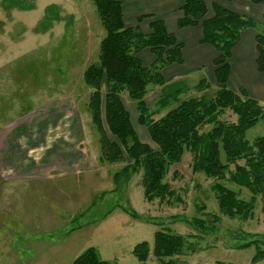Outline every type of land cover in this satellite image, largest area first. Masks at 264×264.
Listing matches in <instances>:
<instances>
[{"label":"rangeland","instance_id":"rangeland-1","mask_svg":"<svg viewBox=\"0 0 264 264\" xmlns=\"http://www.w3.org/2000/svg\"><path fill=\"white\" fill-rule=\"evenodd\" d=\"M33 3L32 10L24 11L4 10L0 5V264H71L89 247L112 264H137L133 247L143 241L151 246L154 232L160 229L197 236L190 239L195 252L175 257L180 262L252 264L253 247L240 245L250 235H264L261 199L257 198L252 218L223 215L215 183L238 192L244 201L250 193L194 171L190 152L172 164L164 177L170 198L146 202L141 173L129 182H113V173L123 163L99 159V136L87 108L92 90L83 82L84 69L97 61L105 36L95 7L91 0ZM50 4L57 6L61 18L42 31L44 9ZM180 7L177 12L182 17ZM148 18L155 20L152 15ZM256 22V36L264 34V16ZM200 78L196 72L177 80L189 89L181 99L202 95L194 90ZM211 82L207 98L217 89ZM159 95L158 86H148L144 100L152 112ZM121 99L141 142L158 150L146 128L137 123L135 104L126 92ZM259 103L264 107V100ZM172 106L155 112L152 119H159ZM101 113L104 132L115 141L103 107ZM220 119L235 122L236 116L226 111ZM261 135V120L246 132L250 142ZM121 208L136 211L142 219H132ZM156 262L150 254L147 263Z\"/></svg>","mask_w":264,"mask_h":264},{"label":"trees","instance_id":"trees-1","mask_svg":"<svg viewBox=\"0 0 264 264\" xmlns=\"http://www.w3.org/2000/svg\"><path fill=\"white\" fill-rule=\"evenodd\" d=\"M249 1L264 5V0ZM33 2L0 0V5L4 10L17 8L24 11L32 10ZM91 2L105 36L99 45L97 61L84 69L83 82L92 90L87 108L99 136V159L108 164L123 163L113 173V182L116 185L129 182L134 175L141 173L146 202L170 198L173 195L169 185L163 182L164 177L172 164L178 163L185 152H190L194 171L218 181L230 182L250 193V198L244 201L239 198L238 192L215 183L220 213L229 218H252L257 198L261 199L264 213V135L252 142L246 138L248 130L259 120L264 121V107L244 90L236 92L228 86L232 49L237 45L241 31L247 28L256 30V20L227 10L217 3L210 5L209 14V8L202 0H182V17L177 20V28L201 27L200 43L212 46L217 53L212 61L217 89L207 98L205 92L211 86L202 75L194 86V90L202 95L181 99L189 91L187 85L181 81L167 83L160 73L166 66L182 64L183 48L167 31L163 21H151L150 32L144 34L137 26L125 27L122 4L118 0ZM60 18L57 6L50 4L44 9L39 28L46 31L53 21ZM255 39L256 68L264 73V34L257 33ZM143 49H148L155 57L149 67H145L137 56ZM150 85L158 86L160 93L155 112L173 104L157 120L152 119L155 112L146 106L144 100ZM123 92L135 104L137 123L146 128L158 150L141 142L122 102ZM102 107L105 124L115 141H110L104 132ZM226 111L236 116L235 122L220 119ZM206 126L210 127L209 131L200 132ZM241 160H244L243 165L238 164ZM231 166L233 169H230ZM121 211L132 219H142L136 211L125 208H121ZM146 222L150 223L149 220ZM150 224L156 223L152 221ZM196 237L183 236L170 230H156L152 245L146 241L140 242L133 247L132 254L137 264H148L150 254L157 259L155 264H186L175 257L195 252L190 239ZM240 247H253L252 264L264 260V235H250ZM71 264L112 263L102 260L97 250L89 247L79 253Z\"/></svg>","mask_w":264,"mask_h":264},{"label":"crops","instance_id":"crops-1","mask_svg":"<svg viewBox=\"0 0 264 264\" xmlns=\"http://www.w3.org/2000/svg\"><path fill=\"white\" fill-rule=\"evenodd\" d=\"M118 1L122 4L125 27L137 26L142 33L148 34L149 23L154 20L148 18V15H152L155 19L163 21L167 31L183 45L182 64H171L160 71L167 83L192 77L193 73L197 72L205 76L212 86L211 81H215L212 61L217 53L212 46L200 43L202 38L200 26L181 30L176 28V20L180 18L177 10L182 5V0ZM202 1L208 8L212 3H217L227 10L254 20L264 16V6L252 4L248 0ZM141 16L144 17L139 20ZM255 36L254 29L247 28L241 31L239 41L231 52L228 86L236 92L244 90L249 97L261 102L264 100V73L259 72L255 64L257 58ZM137 56L145 67H149L155 61L154 55L148 49H143Z\"/></svg>","mask_w":264,"mask_h":264}]
</instances>
